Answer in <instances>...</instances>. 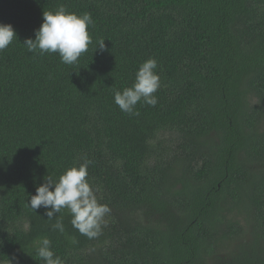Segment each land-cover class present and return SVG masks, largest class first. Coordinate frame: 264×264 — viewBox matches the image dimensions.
Wrapping results in <instances>:
<instances>
[{"label": "trees", "instance_id": "1", "mask_svg": "<svg viewBox=\"0 0 264 264\" xmlns=\"http://www.w3.org/2000/svg\"><path fill=\"white\" fill-rule=\"evenodd\" d=\"M61 5L94 22L73 65L24 46ZM0 24L17 37L0 51V264H45L43 237L63 264H264V0H0ZM149 58L158 103L130 116L114 90ZM85 159L111 209L91 240L27 205Z\"/></svg>", "mask_w": 264, "mask_h": 264}, {"label": "clouds", "instance_id": "2", "mask_svg": "<svg viewBox=\"0 0 264 264\" xmlns=\"http://www.w3.org/2000/svg\"><path fill=\"white\" fill-rule=\"evenodd\" d=\"M93 23L90 13L77 15L61 5L54 12H43V23L35 31V39H26L24 46L29 52L41 56L58 54L62 63L73 65L92 43L88 28ZM14 39L17 37L12 25L0 24V51L8 48ZM104 47V40L98 41L97 48L103 50ZM156 69L157 61L149 58L139 66L130 87L122 91L114 90V103L122 112L138 116L140 113L135 108L141 101L145 105L156 106L158 99L154 93L160 88ZM91 163L85 159L78 167L66 169L58 180L46 177L45 183L37 187L36 194L27 202L34 212L43 207L48 220L55 217L52 229L61 234L65 232V227L57 214L65 209L71 215L72 227L90 240L98 238L103 227L107 226L105 217L111 209L107 204L99 203L96 193L100 188L92 186L87 179ZM33 244L37 256L45 264H63L61 258L51 250V241L47 237L39 238Z\"/></svg>", "mask_w": 264, "mask_h": 264}, {"label": "rangeland", "instance_id": "3", "mask_svg": "<svg viewBox=\"0 0 264 264\" xmlns=\"http://www.w3.org/2000/svg\"><path fill=\"white\" fill-rule=\"evenodd\" d=\"M165 135H166V138H167V137H168V133H166ZM241 214H244V212L241 213ZM243 227L246 229V225H245V223H243Z\"/></svg>", "mask_w": 264, "mask_h": 264}]
</instances>
